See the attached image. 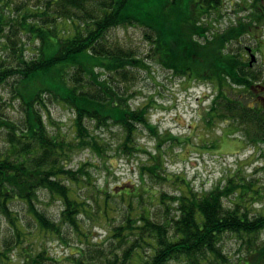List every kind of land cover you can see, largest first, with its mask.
<instances>
[{"label":"trees","instance_id":"trees-1","mask_svg":"<svg viewBox=\"0 0 264 264\" xmlns=\"http://www.w3.org/2000/svg\"><path fill=\"white\" fill-rule=\"evenodd\" d=\"M249 2L246 17L217 29L223 0H43V5L7 18L0 4V43L15 58L13 64L0 58V84L14 79L21 108L18 119L0 118L7 143L0 152V219L6 223L0 233L2 264H232L226 236L236 239L238 264H264V213L249 214L244 207L260 194L251 176L238 166L224 183L198 192L184 177L167 171L165 151L159 148L151 163L140 165L137 186L98 190L94 203L102 205L99 216L108 217L114 196L126 199L125 189L140 202L124 209L120 224L109 230L108 244L87 242L59 258L45 239L56 235L64 240L65 226L85 236L79 216L90 211L74 186L91 184L90 172L85 162L76 168L68 162L84 149L107 160L109 142L94 128L117 127L116 150L127 158L146 151L138 142L140 127L159 142L176 139L170 132L159 134L150 122L151 97L146 104L131 103L132 82L140 70L150 71L152 62L174 76L209 84L204 124L236 123L264 159V67H254V48L239 41L264 22V0ZM119 26H139L147 49L138 52L110 41L106 32ZM8 27L13 35L7 34ZM17 32L38 41L33 56L25 57ZM46 99L71 109L72 137L48 131ZM146 176L171 183L174 190L157 192ZM40 190L61 201L58 219L39 206ZM11 246L17 248L12 257V250L7 254Z\"/></svg>","mask_w":264,"mask_h":264},{"label":"rangeland","instance_id":"rangeland-1","mask_svg":"<svg viewBox=\"0 0 264 264\" xmlns=\"http://www.w3.org/2000/svg\"><path fill=\"white\" fill-rule=\"evenodd\" d=\"M249 1L223 0L222 18L214 28L226 27L231 21L246 17ZM0 4L1 13L7 18L12 16L11 14L19 16L25 9L32 10V8L41 6L43 0H1ZM28 19L32 21L35 17H28ZM6 32L12 34L9 27ZM17 36L18 45L24 43L26 48L23 52L25 57L33 56L38 41L31 40L23 32H17ZM106 37L122 46H132L138 52L147 49V42L143 39L142 29L139 26L115 27L106 32ZM257 40L263 41L260 46L257 45ZM239 41L243 45L247 44L254 48L257 58L254 67H264V22L257 29L245 34ZM246 57H248L247 54ZM0 58L12 62V64L15 62L12 50L5 42L0 43ZM150 65V71L140 70L137 79L132 82L131 90H134V95L131 103L133 106L146 104L148 98L151 97L154 104L149 107L148 111L150 122L156 126L159 134L165 135L166 132H170L176 136V139L159 142L158 136L151 133L146 127H140L137 138L146 151L137 152L134 157L127 158L116 150L117 127H112L110 130L94 128L96 134H100L109 142L106 147L107 160L104 161L93 151L84 149L74 153L72 160L68 162V167L71 168H76L80 163L85 162V168L90 172L89 181L91 184L85 181L74 186L77 194L83 200H87L86 212L90 211L88 214L81 213L79 216V226L85 236L78 235L74 228L65 226L62 229L64 240L56 235L46 237L47 246L54 256L65 257L69 252L78 250V246L84 248L87 242L96 245H101V243L106 245L110 242L108 240L109 230L120 224L124 209L127 211L129 207H138L140 202L137 197H131L130 190L125 189L126 199H122L119 195L114 196L110 203L112 208L108 210V217L99 216L102 205L98 206L94 203L98 190H107L110 193L113 190L117 192L127 186H137L141 181L140 165L151 163V156L158 152V148L165 151L167 171L170 174L184 177L198 192L209 190L219 182L224 183L225 176L241 166L245 173L251 176L260 191L259 196L245 203L244 207L248 209L249 214L264 213V159L261 157L258 146L246 141L236 123L217 120L211 126L204 124V112L210 100L211 86L209 84L204 81H189L174 76L157 62H152ZM15 87L16 83L11 78L6 83L0 84V118L15 120L21 114L19 101L14 96ZM238 91L239 89L236 90V92ZM45 109L51 118L46 125L48 131L52 134L57 132L66 135V138L72 137L74 115L71 109L60 102L49 99H46ZM212 142L215 146L211 145ZM158 143H160L159 147H157ZM6 146L5 135L0 129V152ZM146 180L157 192L164 190L171 193L174 190L171 183L153 182L148 176H146ZM64 183H68V181H64ZM38 194L39 206L50 217L58 219L61 201L45 190H40ZM144 199L147 200L146 195ZM224 202L232 205L229 201L225 200ZM13 208L19 217L23 215L22 212L18 213L20 208L18 203H15ZM0 227V233L1 231L4 233L6 229L4 220L0 219ZM105 239L107 243H105ZM235 240L231 236L224 238L225 249H229L233 255L232 264H238ZM4 247L5 244L0 238V248ZM10 251L11 257L17 254L15 246H11L7 252L8 255ZM68 263V261H62V264ZM0 264L2 263L0 262ZM168 264L181 263L170 261Z\"/></svg>","mask_w":264,"mask_h":264},{"label":"water","instance_id":"water-1","mask_svg":"<svg viewBox=\"0 0 264 264\" xmlns=\"http://www.w3.org/2000/svg\"><path fill=\"white\" fill-rule=\"evenodd\" d=\"M255 59V55L251 54V60Z\"/></svg>","mask_w":264,"mask_h":264}]
</instances>
